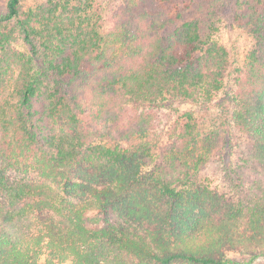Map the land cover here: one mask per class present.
<instances>
[{"label":"trees","instance_id":"trees-1","mask_svg":"<svg viewBox=\"0 0 264 264\" xmlns=\"http://www.w3.org/2000/svg\"><path fill=\"white\" fill-rule=\"evenodd\" d=\"M122 2L0 0V264H261L264 0Z\"/></svg>","mask_w":264,"mask_h":264},{"label":"rangeland","instance_id":"rangeland-1","mask_svg":"<svg viewBox=\"0 0 264 264\" xmlns=\"http://www.w3.org/2000/svg\"><path fill=\"white\" fill-rule=\"evenodd\" d=\"M100 7L104 28L103 31L105 33H108L111 27L113 26V22L115 21V19H119L121 17L120 11L116 10V8L120 7L124 9L125 6L123 5L122 0H100ZM241 34H244V32L241 30H233L224 34V37L228 42V47L230 48V50L231 48H235L232 49V58L230 59L231 63L235 67L240 66V61H242V55L240 53L244 45V36ZM148 107L149 105L146 103L131 101L126 108L128 109V113L135 115L137 112H140L141 110H146ZM177 108L180 111H191L194 120L197 122L202 132L211 133V131H217L221 129H230L234 132L233 120L230 118V116L227 115V120H225V115H223V112L215 105H211V102H188L181 105H177ZM168 116V112H163L162 114L158 113L156 123L152 124V129H154L153 133L156 138L160 137V139H162L161 137L164 134V128ZM134 127L137 128V125ZM217 170L218 164L210 162L205 169V175L211 177V173H218ZM260 263L264 264V261H260Z\"/></svg>","mask_w":264,"mask_h":264}]
</instances>
